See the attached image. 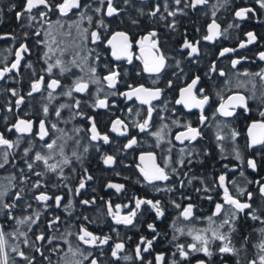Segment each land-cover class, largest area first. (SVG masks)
Wrapping results in <instances>:
<instances>
[{"label": "flooded vegetation", "instance_id": "obj_1", "mask_svg": "<svg viewBox=\"0 0 264 264\" xmlns=\"http://www.w3.org/2000/svg\"><path fill=\"white\" fill-rule=\"evenodd\" d=\"M24 2L25 0H7L4 10L0 14V35L9 37L0 40V70L10 67L15 61L14 53L21 43L27 44L30 50L29 53L24 54V59L21 61L18 70H13L7 73L4 79H0V133H3L7 139L16 141L19 134L15 130L8 132L7 129L15 124L18 119L30 120L34 123L33 134L24 135L18 148L8 150L9 157L12 158L13 154L17 153V158L24 162L25 159L31 161L36 152L47 155L48 150L43 145L52 140L57 141V148L53 153L54 159L49 161V163L61 162L58 164L57 172L47 171L42 162H36L34 171L46 173L48 179L53 178L54 175L57 176L60 180V187L56 190V194L63 197L61 203L71 201V205L80 207L79 210L76 208L71 215L65 213L63 208L56 207L57 216L61 221L59 225L69 224L70 222L76 227L101 228V232L107 228L119 232H133L134 235L129 237V242L137 245L141 236L148 239L156 236V233L148 229V224H154L157 231L158 228H166L167 226L171 228L173 222H175L176 227H183L185 232L190 227L196 229L208 228L207 217L212 215L216 203H223L222 189L216 187L218 177L221 174L227 173L228 180L236 181L240 187H243L241 186L243 180H261L264 183V179H262L264 178V149L259 147L249 149L247 147L248 126L253 121H264V117L259 115L260 111H264V103H261L260 100L261 95L264 94V81L255 75H242L245 71L254 74L264 70V61L258 58V54L264 52V9L259 7L257 0H228V3H224V0H208L207 5L198 6L196 9L190 6L185 7V0H181L179 5L175 3V0H129L127 4L124 3V0H114V5L121 10L118 16L108 17L103 12L97 14L89 10L88 15L93 16V22L89 25L85 18L81 27L89 28V31L98 30L102 35V39L98 44H91L89 41L87 47L81 51V55L88 54L90 56L88 64L96 67V78L100 81L97 83L99 90H95V87L90 83L91 81L88 80L87 92H74L72 97H66L63 94L70 86L71 77L60 76L57 68L53 69L51 76L46 71L47 64H45L44 53L47 51V47L44 43L38 44L37 41L46 40L45 32L48 30V25L39 22V17L37 22H30L26 17L17 19L16 13L23 11ZM84 2H91L93 8L99 6L98 0H84ZM188 2L190 4V0ZM12 5H15V7L10 10ZM157 5L160 11L157 12L155 17H151L149 13L155 11ZM165 5H167L168 11H176L177 15L169 16L168 11H165ZM213 5L216 7L214 8ZM241 7H251L254 9L255 14L249 13V18L244 21L237 20L235 11ZM179 10H183V14ZM213 11H215V20L220 25L223 35L209 42L203 40L202 37L208 34L207 27L212 22ZM74 13L76 14H70L69 17H59L58 13L49 14V19L53 23L52 31L57 41L65 40L69 43L65 54L60 56V52L57 50L55 55H52L49 63H54L59 57L65 64L71 66L70 62L75 52L80 50H76V45L79 44V35L75 28L72 29L71 37L62 35L63 32L68 31V24L79 21L77 10H74ZM161 16L164 18L161 19ZM58 18L65 25L63 29L55 25ZM100 19H103L107 24L106 30L97 28ZM173 21H175L174 30L170 27ZM30 23L32 26H29ZM230 24H239L240 26L238 28L229 27ZM37 30L41 31L39 37L35 35ZM152 31L157 33L156 39L158 40L160 52L166 57V66L158 74L145 72L143 59L137 58L141 56L138 41ZM115 32H125L129 36L132 42V63H128L125 59L117 61L113 58L111 48L106 42ZM248 32L255 33L257 39L254 43L240 49L239 44L247 40L246 33ZM25 33H27L26 37ZM11 37H15V39ZM185 39L193 43L200 41V54L198 56L189 57V50H182ZM73 40L75 43H71ZM52 47L55 49L57 45H52ZM59 47L63 48L65 45L60 44ZM224 48L238 49V51L220 57L219 53ZM97 56L99 57L98 60L95 59ZM233 59H241V63L235 69L231 65ZM177 61L180 62L179 68L176 66ZM29 64H31V67H28ZM213 64L216 65V72L210 71ZM79 69L80 71H74L73 77L81 76L87 81L86 75L90 76V73L87 72V65H85L84 71H81V68ZM110 69L120 73V82L115 89L108 88L107 81L103 79L109 74ZM220 70H223L226 75L220 76ZM41 76L44 77L45 85L51 78L60 80L61 87L57 88L52 94L53 97L58 95L55 99L49 100L47 98L50 90L46 87L32 96L28 95L31 90V83ZM196 76L200 77L197 88H203L205 90L204 94L210 97L209 105L204 108V115L207 120L203 125L199 121L200 112L198 109L193 108L189 111L183 105L176 103V100L180 98V89L190 84ZM169 82H171V87H169ZM253 84H255V89H253ZM129 85L133 87L143 85L145 88H159L162 90L160 99L151 101L154 111L148 131L140 132L134 125L143 122L147 118L149 105L141 104L135 98L127 100L120 95V93L129 91ZM13 89L17 92V96L11 94ZM114 91L118 94L111 95L110 93ZM253 92L255 98H251ZM237 93L249 98L248 104L251 111L247 116L241 115L239 119L225 118L215 113L216 108L222 102L221 97L223 100H227L229 96ZM19 96L24 98V103L17 107L16 100ZM97 99H107L109 107L107 109L94 108L93 105ZM60 100L64 101L63 105H74L75 101L79 100L80 107L78 109L74 106L60 109ZM43 106L49 108V116L46 119L49 136L46 137L45 141H40L36 136V132L38 131L39 121L45 119ZM9 108L12 110L9 111ZM58 109L61 111L60 118L55 116V111ZM129 109H131V112H129ZM239 111L242 112V110ZM78 112H82L84 115H77ZM214 116L215 118H213ZM89 117L95 119L97 128L102 134L109 135V144L89 139ZM117 118L128 125L127 136H119L110 131L111 122ZM52 123H55L57 128L63 131L53 130L51 128ZM189 123L192 127L199 128L202 136L192 143L185 141L184 144H180L175 137L178 133L185 131L184 126ZM77 129L81 130L77 132ZM161 130L162 139L159 146H157V138L151 133ZM231 130L240 133L235 142L229 138ZM218 133L224 135L226 139L217 141L216 136ZM131 137H135L138 143L132 148L126 149L125 145ZM61 145L64 149L63 156L59 153V146ZM221 146L223 152H221ZM30 147L29 156L25 158L23 156L24 150ZM85 147L88 148L87 152H84ZM182 148L185 149L184 153L180 151ZM234 148L239 149L244 158V164L234 158ZM73 152L76 153L75 156ZM147 153H153L156 162L161 167L165 166L166 161L168 162L166 171L169 173V180L156 181L154 184H148L144 180L137 166L140 165L139 158L141 154ZM107 155L114 157L115 163L111 167L103 163V158ZM64 158L68 159V164L62 163ZM182 158L184 160L183 166L179 163ZM249 158L256 159L258 164L256 172L247 168L246 161ZM13 159H16V157ZM189 160H191V163H189ZM226 164L229 166L228 169L224 167ZM232 168L236 170L229 171ZM173 169H176L175 173L172 171ZM61 170L62 176L60 175ZM241 170L244 171V177L240 176ZM89 175L92 177L91 180H87ZM193 177L195 179H192ZM82 179L85 181V188L81 189L77 195L76 189ZM189 179H192L191 184L188 183ZM131 180H133L132 186ZM181 181H183V187ZM110 182L123 184L124 186L123 182H125L130 187L128 189L125 186L122 192L117 193L114 189L107 188V184ZM204 187L212 190L206 193L203 191ZM228 187L235 195L236 189L232 184L229 183ZM258 187L255 183L248 184L246 182L244 184V188L253 193L251 203L261 200V206L264 210V199L260 197ZM69 189L72 191L70 192ZM156 189L172 190L157 191ZM197 189L200 191H197ZM209 195L213 197L211 201L204 198ZM134 197L149 199L153 202L160 201L164 216L158 219L155 211L150 206L143 205L132 225L115 224L112 217L108 215V202H111L113 208L116 205H121V215H127L135 208ZM189 197L190 199H188ZM240 199L242 202L247 201V195L241 196ZM83 200H95V203L90 206L84 205L81 203ZM189 203L195 206L194 217L192 220L186 221L180 216V212ZM176 204H179L180 208H177ZM125 205H128V207H124ZM227 207L225 205V208ZM79 211L84 213L83 217L89 216L94 219H89L88 221L91 222L86 223L85 226L80 218H76V213ZM222 217L223 214L214 217V219L219 222ZM255 223L260 222H254L244 214H240V218L237 220V225H243L249 231L253 225H256ZM212 226L215 227V225ZM132 228L133 230H131ZM135 228H137V231ZM172 230H166L165 234L156 236L152 251L144 253L145 262L151 260L155 264V255L158 253L165 255L166 264L173 259L179 260L178 254L175 257L172 255L176 252V245H187L193 241L190 236L181 235L174 229ZM221 231H227V226ZM168 232L169 234L172 233V236L166 235ZM174 235L178 239L173 241ZM208 235L210 237L211 233H208ZM109 243L113 244L114 242L111 239ZM219 246L220 241H215L210 246L214 252L211 259L204 256L203 253H197L191 255L187 261H180V264H197L198 260H204L206 264H236V256L225 254L223 258L221 257L218 252ZM111 247L108 248L105 245L102 249L89 248L92 255L88 257L87 264L98 257H101L102 264H106L107 260H109L107 264L118 262L111 256ZM244 259H253L251 246L248 247ZM134 264H142V262L135 260Z\"/></svg>", "mask_w": 264, "mask_h": 264}, {"label": "snow or ice", "instance_id": "obj_2", "mask_svg": "<svg viewBox=\"0 0 264 264\" xmlns=\"http://www.w3.org/2000/svg\"><path fill=\"white\" fill-rule=\"evenodd\" d=\"M124 3H129V0H124ZM175 3L179 5L181 3V0H175ZM224 3H228V0H224ZM257 3L259 4V7L261 9H264V0H257ZM98 7L93 8L91 2H84V0H25L23 4V11L17 12L16 17L17 19L27 18L30 22H37V18L39 17V22L46 23L48 25V30L45 32V41L38 40L37 43L41 44L44 43L47 47V51L44 53L45 57V64H47V73L51 76L53 73L54 68H58L61 75L64 73L70 71V67H68L65 62L60 59L59 57L55 60L54 63H49V60H51L52 55H55L56 51L59 50L60 56H63L65 52L68 50L69 43L65 40L57 41L56 36L53 34V23L49 19L50 13H58L59 17H69L70 14H76L74 13V10H77L79 14V21H74L67 25L68 31L63 32L62 35L64 37H71L72 36V29L75 28L78 35H79V44L76 45V47L80 50L76 51L73 59L71 60V65L75 67H80L81 71H84L85 65H87V72L90 73L89 81L99 83V79L96 78V67L88 64V60L90 59V56L88 54L81 55V51L87 47L88 42L90 41L91 44H98L101 42L102 35L98 30L89 31V28H82L81 24L85 20V18L88 21V24L91 25L93 22V16L88 15V11H94L97 14H100L103 12L104 15L108 17L118 16L120 13V9H118L114 5V0H98ZM208 4V0H190V4L188 0H185V7H191L193 9H196L198 6H204ZM15 5H12L10 7V10L14 8ZM215 8L216 6L213 5ZM160 11L159 6H156V10L149 13L151 17H155L157 15V12ZM165 11H168L167 5H165ZM181 14H183V10H179ZM254 13V9L251 7H241L238 10L235 11V18L240 21H244L248 19V14ZM169 16H176V11H168ZM213 19L212 22L207 27V35L203 36L202 39L205 41L212 42L216 38L223 35L220 25L215 20V11L212 13ZM164 17L161 16V19ZM135 23V21H133ZM55 25L58 26L60 29H63L65 27L64 23H62L61 19L58 18L55 21ZM29 26H32L31 23ZM239 24H230L229 27H239ZM107 24H105L103 19H100L97 24V28H104L107 29ZM170 27L174 30L175 29V21L170 25ZM36 36L41 35V31L37 30L35 32ZM27 36V33H25V37ZM247 40L242 41L239 44V48L243 49L247 47L248 45L254 43L257 39L255 33L248 32L246 33ZM9 37L0 35V40L7 39ZM12 39H15V37H11ZM157 33L155 31L149 32L147 35L141 37V39L138 41V46L140 48L141 56L137 57L138 59H143L144 64V71L148 72L150 74L156 73L158 74L161 72L164 67L166 66V57L160 52V48L158 46V40ZM50 41V42H49ZM71 43H75V41H71ZM107 45L111 48L112 56L115 60L119 61L122 59L127 60L128 63H132V55H131V48H132V42L129 38V36L125 32H115L112 34L111 38L107 40ZM199 43L200 41H196L195 43L190 42L188 39L184 40V43L182 45L183 49H188V56H198L200 54L199 49ZM64 44L65 47L60 48L59 45ZM52 45H57V48H53ZM29 47L25 43H21L19 45V48L15 51V61L11 64L10 67H5L4 69L0 70V79H4L5 75L7 73L12 72L13 70H18L21 61L24 59V54L29 53ZM238 51V49H231V48H224L220 51L219 56L223 57L228 53H232ZM51 54V55H50ZM79 58V59H78ZM258 58L261 61H264V52H260L258 54ZM96 60L99 59V57H95ZM246 59V58H245ZM241 63V59H233L231 61L232 68L235 69L238 64ZM176 66L179 68L180 62L177 61ZM28 67H31V64L28 65ZM183 71V69H181ZM211 72H216L217 68L216 65L213 64L210 69ZM220 76H225L226 73L223 70L219 71ZM242 75L249 76V75H255L258 76L262 81H264V70H261L260 72L251 74L247 71L243 72ZM120 73L118 71L109 70V74L105 77H103L104 80L107 81V87L110 89H115L116 85L120 82L119 81ZM200 82V77L196 76L194 79L191 80V83L188 84L186 87L180 89V98L176 100L177 104L183 105L186 109L191 111L193 108L198 109L200 112L199 115V121L201 125L205 123L207 120V117L204 115V108L205 106L209 105L210 97L205 93V90L203 88H197V85ZM239 86V85H238ZM46 87L50 91L48 92V99L51 100L53 98V92L57 88L61 87L60 80L56 78H51L50 81L45 85L44 77L41 76L38 80H35L31 83V90L28 92L29 96H32L34 93L41 92L43 88ZM89 87V82L85 81L84 77H79L75 79L72 83V85L65 91L63 94L72 97L73 93H85L87 92ZM129 91L120 93V95L124 96L127 100H132L135 98L138 100L141 104H148V110H147V118L143 120V122L136 123L134 126L139 129L140 132L148 131L150 122L152 119V113L154 111L153 107L151 106L152 100H158L161 97L162 90L157 89H149L145 88L143 85L138 87H133L132 85H129ZM169 87H171V82H169ZM253 89H255V84H253ZM11 94L13 96H17V92L13 89L11 90ZM111 95H117V92L110 93ZM251 98H255V93L253 92V96ZM222 102L219 104V106L216 108L215 113L218 114L221 117L225 118H236L239 119L241 115L247 116L249 112L251 111L248 104V97H245L242 94H234L227 98V100H223L221 97ZM261 103H264V94L260 97ZM24 103V98L22 96H19L16 100V105L19 107L21 104ZM80 107V101L76 100L74 105H61L60 109H63L64 107ZM94 108H101V109H107L109 107V104L107 102V99H97L96 103L93 105ZM9 111L12 109L9 108ZM239 110H242L239 111ZM129 112H131V109H129ZM77 115L83 116L84 113L78 112ZM139 115V113H137ZM259 115L261 117H264V111H260ZM43 116L45 119H41L39 121L38 131L36 132V136L40 141H45L46 137L49 136V128L46 125V119L49 116V108L48 106H43ZM55 116L57 118L61 117V111L58 109L55 111ZM215 118V116L213 117ZM89 123H90V136L89 139L91 141H102L104 144L110 143V137L108 134H102L98 128L97 124L95 122V119L92 117H89ZM223 123V122H222ZM227 126V125H225ZM185 131H182L178 133L175 137L177 141H179L180 144H184L185 141H188L189 143H192L196 141L198 138L202 136V133L199 128L192 127L191 124H187L184 126ZM219 127V125H217ZM33 128L34 123L30 120H24V119H18L15 124H13L11 127L7 129L8 132H12L15 130L16 133L19 135L17 136L16 141H11L5 137L3 133H0V149H5L2 153H0V159H2V162H0V168H4L6 164L9 163V151L14 148L19 147V143L21 138L24 135H32L33 134ZM51 128L56 131H63L61 129L57 128V125L55 123L51 124ZM81 129H77L76 131L79 132ZM128 125L121 119L117 118L111 122L110 131L112 133H115L119 136H127L128 135ZM162 130L151 133L157 138V146H159V142L162 139ZM240 135L239 132L235 130L230 131V139L235 142L237 137ZM247 136H248V142L247 147L249 149L252 148H261L264 149V121H253L247 129ZM217 141H223L226 139L224 135L217 134L216 136ZM77 143H79L77 141ZM138 141L135 137H131L128 140V143L125 145L126 149H130L133 146L137 145ZM170 143V142H169ZM48 150L47 155L41 154V152H36L34 155V158L29 161L28 159H25V164L27 166V170L34 175L38 177H42L44 173L40 171H34V165L36 162H42L45 166L47 171L50 172H57L58 164L61 163L58 161L57 163H49L50 160L54 159V151L57 148V141L52 140L49 143H46L43 145ZM31 151V147L24 150L23 156L27 158L29 156V153ZM88 148H84V152H87ZM171 151V149H169ZM181 153L185 152V149L182 148ZM63 146H59V153L61 156H63ZM221 152H223V147L221 146ZM235 152V159L240 161L241 164H244V158L242 157L240 151L238 148H234ZM207 154V153H206ZM73 155L75 156L76 153L73 152ZM191 155V153H189ZM227 158V157H222ZM140 165L137 167L140 170L141 175L144 177V180L148 184H154L156 181H167L169 180L170 176L169 173L166 171V168L168 167V162H165V166L161 167L156 162V157L153 153H147V154H141L140 156ZM170 159V158H169ZM63 164H68L69 161L67 158H64L62 160ZM103 163L106 166L111 167L114 165L115 160L114 157L111 155H107L103 158ZM181 166L184 164L183 158L179 161ZM189 163H191V160H189ZM247 168L251 169L253 172H256L258 169V164L256 159L249 158L246 161ZM226 169L229 168V166L226 164L224 165ZM235 168L229 169V171H235ZM21 173L23 174V169H20ZM87 170L85 169V172ZM174 173L176 169L172 170ZM60 175L62 176V170L60 172ZM244 171H240V176L244 177ZM15 177H13L14 179ZM92 177L89 175L87 176V180H91ZM192 179H195L193 177ZM192 179L188 180V183L191 184ZM246 179V178H245ZM264 179V178H262ZM25 179H21V183H24ZM203 183V181H201ZM232 184V186L236 189V194L234 195L229 187L228 184ZM248 184L255 183L258 185V191L259 195L262 199H264V183L261 182V180H247ZM67 186V185H65ZM181 186L183 187V181H181ZM41 187H44V185L41 183L40 180H37L33 185L32 189L33 191L40 189ZM55 187V186H54ZM123 184H117V183H108L107 188L108 189H114L117 193H120L124 190ZM216 187L222 189V200L223 203H216L214 211L211 216L207 217V221L209 224L208 228L205 229H196L194 227L188 228L187 232H185V229L183 227H176L175 222H173V228L176 232H179L181 235H188L192 238V243L190 244H177L176 245V252H174L172 255L175 257L177 254L179 255V260L173 259L170 264H180V261H187L189 260L191 255L197 254V253H203L204 256L208 257L209 259L212 258L214 255V252L211 250V245L215 241H220V246L218 248V252L221 254V257L223 258V255L228 254L232 256H236V264H264V227H261L259 229H256L259 240L256 244L253 245L254 248L257 249V254L254 259L251 260H245L240 257V253L243 251H246L245 246L249 243L248 236H244L241 247L236 248L232 241V234L237 231V220L240 218V214H244L247 217H249L252 221H259L261 225H264V214H258V212H264V210H260L253 207V204L251 201L253 200V193L250 191H247L246 188L240 187L236 181H229L227 177V173L221 174L218 177V183L216 184ZM85 188V181L82 179L79 187L76 189V194L78 195L81 189ZM157 191L161 190H167L171 191L172 189H156ZM212 189L208 187H204V192H210ZM24 191L23 188L20 189V192H16L14 194V199L12 203H5L3 200L4 196L9 195L8 190L0 191V213H3L4 210L7 211V219L9 220H16L17 225H29V231H31V226L36 224L40 219V213L35 214V218L33 216H27L22 219H17L12 214V209L17 207V204L15 201H19L22 199L21 193ZM71 192L72 190L69 189ZM197 191H200L197 189ZM247 195V201L242 202L240 197ZM207 200H212L213 197L211 195L204 197ZM190 199V197L188 198ZM35 200L38 203H41L44 205L45 209L50 207L51 205L48 204V201L54 200L55 206L57 208H60L61 201L63 200L62 196H55L48 194L47 192H39V194L35 195ZM135 208L131 210L127 215H121V205H116L115 208H113L111 202H108V215L112 217V220L115 224L120 225L123 224L125 226L132 225L134 222V219L137 216L138 211L141 209L143 205L150 206L156 213V217L159 219L164 216V211L160 207V201L153 202L149 199H143V198H135ZM84 205H91L95 203V200L89 201V200H83L81 201ZM225 205L228 207L225 208ZM177 208H180L179 204L175 205ZM27 207H31V204H28ZM124 207H128V205H125ZM194 205L189 203L186 207L182 209L180 212V216L183 217L184 220H192L194 217ZM69 208H71V201H69L68 205L65 206V210L67 211ZM246 210H250L247 211ZM71 215V212L68 213ZM223 214L222 219L217 222L214 217L221 216ZM84 220H88V217H84ZM60 218L53 217V219L49 222L48 227L51 230L53 225H58L60 223ZM212 225H215L213 227ZM227 226V231H221L222 229ZM148 229L156 233V236H159V233L157 232L156 226L154 224H148ZM59 230L58 228L56 229ZM19 231L18 229L16 230ZM115 231V229H113ZM208 233H211V236L209 237ZM6 235H15V233H9L6 234L3 231V227L0 226V264H9V256L8 253L5 251L6 246ZM19 235L24 236L25 239L23 241L24 245L26 247H31L34 251L39 252L41 256H44V253L41 251V248L37 246L36 242H29L27 239V234L24 232H19ZM75 235L76 239L84 244L87 245L89 248H100L102 249L103 246L108 245L109 241L112 239L111 236H99L94 234L93 232L89 231L86 227L81 226L79 228V232L72 233L71 231H68L66 234L56 237H47L43 232H41L39 235L36 236V241H45L47 239L48 244H52L54 240L57 239H63L64 243L69 244V252L76 256L78 253L83 256L84 259H88L89 256L92 255V253H83L79 248L73 249L71 246L70 241L66 239V236H72ZM156 236H154L152 239H148L147 237L141 236L139 243L136 245L135 248V258L142 262V264H153L151 260H148L145 262L144 253H150L153 249V245L156 240ZM178 239L177 236H173V240ZM13 252H16L17 255L25 262V264H34V257H30L27 255L24 251L19 250L16 247H13L11 249ZM55 251V249H53ZM125 250V244L123 242H116L114 243V246L111 248V256L115 258L116 260H129L130 257L128 256H120V253L124 252ZM103 255V252L101 253ZM44 259H49V257L44 256ZM12 264H16L15 259L13 258ZM77 264H82L81 261H77ZM90 264H97V259H92L90 261ZM155 264H166L165 261V255L163 253H158L155 255ZM197 264H206L204 260H198Z\"/></svg>", "mask_w": 264, "mask_h": 264}, {"label": "trees", "instance_id": "obj_3", "mask_svg": "<svg viewBox=\"0 0 264 264\" xmlns=\"http://www.w3.org/2000/svg\"><path fill=\"white\" fill-rule=\"evenodd\" d=\"M6 1L7 0H0V14L4 10ZM3 151H5V149H0V153H2ZM14 157H16V159H13ZM8 159H9V163L6 164L4 168H0V191H3L6 189L9 192V195L3 197L4 202L5 203H12L13 199H14V194L16 192H20V189L23 188L24 191L21 193L22 199L19 201H15V203L17 204V207L12 209L13 216L16 217L17 219H22V218L27 217V216H33V218H35V214L40 213V219L36 224L31 226V231H29V225H27V224L17 225L16 220L7 219V211L8 210H4L3 213H0V226L3 227V231L6 234L15 233V235H6L5 251L8 253V256H9V264H12L13 258L15 259L16 264H25V262L17 255V253L13 252L11 250L13 247H16L19 250L24 251L30 257H34V264H59L61 262L62 257L65 254H67V252L64 251L65 244H66V243H64V240L63 239H57V240H54L52 244H48L47 239L45 241H42V242L36 241V236L39 235L41 232H43L45 234L46 238L52 237V236L60 237L64 234H66L68 231H71L72 233L79 232V228L81 226L76 227L75 225L73 226L69 222V224L67 223L65 225H59V224L53 225L52 229L50 230L48 227V224L53 219V217L57 216V211H56L57 208L54 204V200L48 201V204L51 206L48 207L47 209H45L43 204L38 203L35 200V195L39 194V192H47L48 194L55 197V196H57L56 190L60 187V185L58 183H56V184H53L51 187H48L49 189L42 191L44 189L45 185L50 184V182H51L50 179H48V178H47L48 180L47 179H41V178L36 179V177H34L33 173H31L27 170V166H26L25 162L22 161L21 159L17 158V153H14L13 157L12 158L8 157ZM0 162H2V159H0ZM211 167L213 168V165ZM20 169L24 170L23 174L21 173ZM13 177H15V178L13 179ZM22 178L25 179L24 183H21ZM37 180H40L41 183L44 185V187H41L40 189L33 191L32 185ZM131 181H132L131 182V186H132L133 180H131ZM241 182H242L241 186L244 187V184L247 181L243 180ZM123 183L129 189L130 186L125 182H123ZM258 201L253 202V204H254L253 207L260 209V210H263V208L261 206V200H258ZM68 203L69 202H66L63 204L61 203L62 206L60 208L61 209L63 208V211L65 213H69V212L74 213V210H76V208H77V210L80 209V207L77 205H76L77 207L71 205V208H69L66 211L65 206L68 205ZM28 204H31L30 208L27 207ZM76 214H77L76 218H80L85 223L84 224L85 226H86V223L91 222V221H88L89 219H92V220L94 219L93 217L90 218L88 216V220H84V217H83L84 213L80 212V211L77 212ZM258 214H262V212H258ZM261 227H264V225H261L260 223H258L256 225H253V227L249 231L245 226L237 225V231L232 234V241H233V244L235 245V247L236 248L241 247V243H242L244 236H248V238H249V243L245 246L246 251H243L240 253V257L242 259L245 258V253L248 251L249 246L252 247L253 259L256 257L257 249L254 248L253 245L256 244L259 240V235H258L256 229H259ZM57 228L59 229L58 231L56 230ZM86 228L89 231L93 232L94 234L102 236V237L105 235L111 236L114 243L123 242L125 244V250H124V252H122L120 254V256L123 257L126 255V256L130 257V259L129 260L121 259V260H118V262L113 263V264H134L135 260H137L135 258L136 244L129 242V237L134 235L133 232L132 233H129L128 231L127 232H124V231L119 232L118 230L113 231L112 228H107L106 230L103 229L101 232V228H92V227H86ZM17 229L19 230L18 232L16 231ZM172 229H174L173 226L171 228L167 226L166 228H164V227L158 228L157 232L159 233V235H163V234H165L166 230L173 231ZM131 230H133V228ZM135 230L137 231V228H135ZM19 232L26 233L27 239L29 240V242L30 243L36 242L37 246H39L41 248V251L44 253V256L49 257V259H47V260L44 259V256H41L39 252L34 251L31 247H26L23 243L25 237L19 235ZM166 235L172 236V233L169 234V232H168V233H166ZM66 239L68 241H70L73 249L79 248L83 253H89L91 251V250H89V247L87 245L80 243L76 239L75 235L66 236ZM75 241H76V243H75ZM114 243L113 244L109 243L107 245V247L108 248H110V246L113 247ZM53 249H55V251ZM70 257L67 258V261H68V259H70L69 264H70V262L71 263L73 262V260ZM74 259H76V258H74ZM97 260H98L97 264H102L101 257H98ZM108 262H109V260H107V263ZM82 263L87 264V259H84ZM168 264H170V262Z\"/></svg>", "mask_w": 264, "mask_h": 264}, {"label": "rangeland", "instance_id": "obj_4", "mask_svg": "<svg viewBox=\"0 0 264 264\" xmlns=\"http://www.w3.org/2000/svg\"><path fill=\"white\" fill-rule=\"evenodd\" d=\"M76 50H78V48L76 49ZM79 59V58H78ZM68 67H70V71H68V72H66V73H64L63 75H61L60 74V72H59V69L57 68V71H58V74L60 75V76H68V77H71V83H70V86L72 85V83H73V81L75 80V79H77V78H79V77H81V76H79V77H73V73H74V71H80V67L78 68V67H75V66H68ZM86 80L88 81L89 80V76H88V74L86 75ZM91 83V85H93L94 87H95V90H99L97 87H98V85H97V83H95V82H90ZM69 86V87H70ZM68 87V88H69ZM66 91V90H65ZM58 96V95H57ZM57 96H54L51 100H53V99H55ZM66 96V95H65ZM66 97H68V96H66ZM64 101L63 100H60V106L61 105H63L64 103H63ZM37 165H39L38 163H37ZM44 173V172H43ZM47 174L46 173H44V175L42 176V177H38V176H36V175H34V177H36V179H47V176H46ZM48 180V179H47ZM50 184L49 185H45V187H44V189L42 190V191H44V190H46V189H49L48 187H51L53 184H56V183H58L59 184V179L57 178V176H53V178H51L50 179ZM75 243H76V241H75ZM64 251H66L67 252V254H65L63 257H62V259H61V262L59 263V264H69V260L70 259H68V261H67V258H69L70 256V258L73 260V262L71 263L70 262V264H77V261H81V262H83V260H84V258H83V256H81L80 254H77L76 256H73L70 252H69V245L68 244H65V249H64ZM85 254H87V253H85ZM74 258H76V259H74Z\"/></svg>", "mask_w": 264, "mask_h": 264}]
</instances>
